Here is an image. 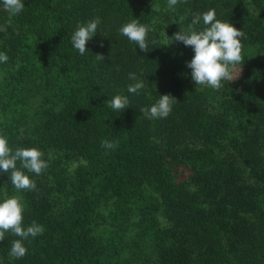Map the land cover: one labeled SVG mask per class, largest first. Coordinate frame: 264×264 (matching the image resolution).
Returning a JSON list of instances; mask_svg holds the SVG:
<instances>
[{
    "label": "trees",
    "instance_id": "1",
    "mask_svg": "<svg viewBox=\"0 0 264 264\" xmlns=\"http://www.w3.org/2000/svg\"><path fill=\"white\" fill-rule=\"evenodd\" d=\"M23 2L15 16L0 4V135L39 149L48 167L23 170L34 191L0 173V202L19 197L23 226L45 230L20 259L6 232L3 264H264V0ZM209 9L246 36L239 76L220 90L194 84L191 47L165 45ZM96 17L80 55L71 35ZM133 19L151 29L148 52L119 32ZM164 94L177 99L170 115L146 118ZM115 95L130 106L108 107Z\"/></svg>",
    "mask_w": 264,
    "mask_h": 264
},
{
    "label": "clouds",
    "instance_id": "2",
    "mask_svg": "<svg viewBox=\"0 0 264 264\" xmlns=\"http://www.w3.org/2000/svg\"><path fill=\"white\" fill-rule=\"evenodd\" d=\"M179 0H167L170 10H174ZM3 10L11 16L20 14L25 4L23 0H0ZM185 17H180L184 20ZM203 21L205 27L202 30H195V26ZM101 18L91 19L86 24H79L71 35V42L80 55H84L87 50L86 44L98 33V26ZM151 29L148 25L139 23L137 19L122 25L119 32L133 42L143 52L150 51L147 42V33ZM0 32H7V26L0 25ZM100 33V32H99ZM170 38L172 42H182L186 47L193 49L194 55L187 62V67L191 69V79L195 85H206L211 89L220 90L224 87L222 81L229 83L237 76H233L232 68L242 65V43L241 38H246L245 33L231 23L222 22L216 18L215 9H209L203 14H195L187 31H178ZM102 46V45H101ZM110 58V57H109ZM96 60H105L103 54H97ZM8 56L0 52V62L6 63ZM241 71V70H240ZM239 71V73H240ZM129 79L136 80L134 84L128 85V92L139 94L145 85L142 80H137L135 73L129 74ZM177 99L170 94L160 95V98L151 105L141 109V112L150 120L167 118ZM130 106V101L126 95H115L109 102L108 107L114 111L122 112ZM101 146L106 149H114L117 144L103 140ZM43 152L39 149L16 148L13 150L5 136L0 135V173H7L9 179L17 191H34L36 182L25 174V171L40 175L47 167L48 163L42 158ZM19 162V167L17 163ZM25 205L17 196H13L0 202V241L5 239V233L9 232L20 239L12 242L9 255L20 259L27 254V248L23 241L29 236L36 237L43 234L44 227L35 221L30 226H23V212Z\"/></svg>",
    "mask_w": 264,
    "mask_h": 264
},
{
    "label": "rangeland",
    "instance_id": "3",
    "mask_svg": "<svg viewBox=\"0 0 264 264\" xmlns=\"http://www.w3.org/2000/svg\"><path fill=\"white\" fill-rule=\"evenodd\" d=\"M239 70H240V67H237V66L233 67L232 68V74H233V76H237L239 74ZM0 264H3V260L1 258V256H0Z\"/></svg>",
    "mask_w": 264,
    "mask_h": 264
}]
</instances>
